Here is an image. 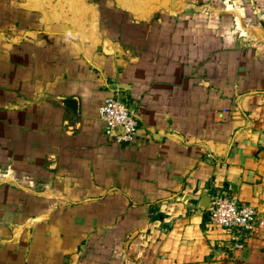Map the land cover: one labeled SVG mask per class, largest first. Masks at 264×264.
Masks as SVG:
<instances>
[{"label":"crops","instance_id":"obj_1","mask_svg":"<svg viewBox=\"0 0 264 264\" xmlns=\"http://www.w3.org/2000/svg\"><path fill=\"white\" fill-rule=\"evenodd\" d=\"M231 1L234 15L249 3L247 10L257 23L252 32L257 44L250 58L234 65L250 73L234 85L241 90L245 84L264 85V0ZM121 6L142 22L154 16L147 7L135 13ZM179 15L173 12L166 17L176 22ZM62 23L67 26L49 34L62 44L44 49L47 55L43 50L41 63L32 67L30 76L18 78L13 73V89L0 93L1 156L13 160L16 174L43 185L41 205L31 209L45 214L62 204L65 210L66 203H85L112 220L120 214L123 235L133 231L135 237L151 227L155 240V229L161 227L158 221H169L165 241L152 244L148 255L168 256V264H208L205 256H234L218 264H264V228L257 229L242 250L212 252L211 245L223 246L228 235L212 229L207 209L200 205L206 196L231 191L242 205L253 206L264 216V153L259 152L263 149L258 145V130L237 129L227 138V112L209 111L208 94L199 98L195 93L192 62L185 56L179 64L177 45L166 50V59L159 46L154 49L150 38L156 36V29L126 30L122 40L115 41L107 29L104 35L97 15L79 19L74 14ZM194 31L177 26L174 34L189 37ZM136 35L143 44L137 51L125 50V41ZM223 35L218 30L219 43ZM190 46L186 43L181 52ZM185 69H190L186 75ZM255 91L250 87L237 96L245 102L263 97ZM115 96L138 121V137L132 144H115L104 134L100 110ZM194 101L201 108L195 109ZM211 118L215 124L210 129ZM187 186L194 194L184 195L192 200L188 209L173 201ZM205 187L211 190L203 192ZM115 222L110 223L112 228Z\"/></svg>","mask_w":264,"mask_h":264},{"label":"rangeland","instance_id":"obj_2","mask_svg":"<svg viewBox=\"0 0 264 264\" xmlns=\"http://www.w3.org/2000/svg\"><path fill=\"white\" fill-rule=\"evenodd\" d=\"M224 2L225 0H0V93L13 89L15 72L18 78L30 76L33 73L32 67L41 63L42 51L49 45L57 47L62 44L58 41L59 38L55 39L56 37L49 34H56L58 28L63 29L72 15L76 14L79 19L97 15L104 35L107 29L109 37L115 41H121L126 30L152 28L157 33L150 39L154 40L155 50L159 46L163 59L169 58L166 50L168 52L171 46L177 45L175 50L179 49V64L185 56L192 62L193 75L190 76H193L195 93L199 98L208 94L211 101L209 111L220 108L227 112V123L224 127L226 137L232 138L233 132L241 128L251 133L258 130V145L263 149V152H259L262 154L264 85L245 84L242 90L234 85L241 77L250 73L248 70L235 69L234 65L236 62L244 63L250 58L253 44H257L256 35L252 34L257 23L247 10L249 3L243 4L242 12L239 9L234 15L236 7H228ZM122 3L135 13L142 8H150L154 16L152 14L148 22L133 19V13L123 9ZM173 12L181 14L176 22L166 17ZM80 23L83 24L82 21ZM175 26L182 30L188 27L195 31L189 37L180 33L175 35ZM218 30L224 34L220 37V43L217 41ZM139 37L136 35L129 38L131 42L126 40L125 50L130 48L131 52L132 49L137 51L140 43L143 44V41L138 42ZM186 43L191 45L190 49L182 53L181 47ZM52 49L50 55L54 59L56 56ZM45 50L43 52L47 55ZM189 70L185 69L184 75ZM250 87L263 97L246 102L243 101V96L238 98L237 92H243ZM207 103L204 104L207 106ZM199 105L194 101L195 109L201 108ZM213 122L211 118L210 129L215 124ZM248 136L246 140H249ZM1 154L3 149L0 150V264H155L152 258L158 262L156 264H168L165 261L168 256L148 255L153 251L152 244L165 241L162 238L170 231L169 221L162 220L167 226L161 220L158 221L163 229H155L158 235L155 240L154 229L151 227L145 228L135 237L132 234L137 233L133 231L129 236L123 235L120 214H116L112 220L105 212L99 213L91 205H84L85 203H66L65 210L62 204L53 213L33 211L31 208L38 205V202L41 203L39 199L43 196L41 181L31 180L24 174H16L13 160H9L7 156L3 158ZM209 159L212 160V157ZM188 188L187 186L183 189L180 196L171 199L187 209L190 208L192 200L190 201V197L186 200V196L193 194ZM204 189L203 192L206 189L211 190L208 187ZM198 191L199 188L195 193ZM227 193L239 200L231 191ZM178 197L179 201L176 200ZM45 205L50 206L47 203ZM148 215L154 217V214ZM173 215L176 216L175 211ZM52 220L55 222L53 225ZM114 220L115 227L112 228L110 223ZM213 227L212 229L223 232L221 228ZM256 230L251 233L250 238L256 235ZM225 234L228 239H223L226 240L224 245L212 244V252L220 249L224 253H232L234 249L242 250L250 240L249 238L243 246H238L233 236L228 232ZM233 257L205 256V259L208 264H218L223 259L233 260Z\"/></svg>","mask_w":264,"mask_h":264},{"label":"built area","instance_id":"obj_3","mask_svg":"<svg viewBox=\"0 0 264 264\" xmlns=\"http://www.w3.org/2000/svg\"><path fill=\"white\" fill-rule=\"evenodd\" d=\"M225 5L233 7L231 0ZM105 136L118 144H132L139 133L134 112L119 97H110L100 110ZM207 209L210 224L230 233L238 246H243L254 230L264 227V217L257 208L242 205L227 192L212 194Z\"/></svg>","mask_w":264,"mask_h":264},{"label":"water","instance_id":"obj_4","mask_svg":"<svg viewBox=\"0 0 264 264\" xmlns=\"http://www.w3.org/2000/svg\"><path fill=\"white\" fill-rule=\"evenodd\" d=\"M210 202H211V199L210 197L206 196L202 199L201 201V207H203L204 209H208L210 207Z\"/></svg>","mask_w":264,"mask_h":264}]
</instances>
